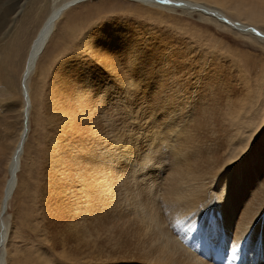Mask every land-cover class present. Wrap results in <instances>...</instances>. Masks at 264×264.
<instances>
[{"label": "bare ground", "instance_id": "6f19581e", "mask_svg": "<svg viewBox=\"0 0 264 264\" xmlns=\"http://www.w3.org/2000/svg\"><path fill=\"white\" fill-rule=\"evenodd\" d=\"M85 1L89 0L52 3L28 47L20 82L22 127L8 162V178L0 200V264H6L5 216L17 189V177L30 131L33 101L28 82L62 13ZM132 1L215 15L221 22L264 40V30L231 18L221 6L199 0ZM213 1L219 4L223 0ZM95 54L99 53L95 51ZM91 59V62L84 63L79 57L73 58L76 61L73 64L80 65H75L76 69L74 65L70 67V79L64 82L67 91L62 105L63 111L68 110L70 115V137L68 143L56 145L52 162L56 161L57 165L50 170V174L56 175L54 170L62 164V158L67 157V163L61 165L60 170L66 168L67 176L70 172V183L59 185L54 177L53 186L57 189L50 190L60 201L54 200L59 202L61 213L68 212L64 218L69 219L75 210L83 217L78 223L72 219V223L69 222V228L73 226L74 230L66 242L72 252H68V257L73 259L66 264H213L210 259L199 255L204 247L212 253L218 248L227 251L232 264L238 259L243 264H264V225L261 232V227L257 226V220L264 215V143L257 140L253 145L261 121L254 122L249 113H244L247 106L244 100L220 99L196 108L195 99L191 97L188 103L192 109L185 111L181 108V100L176 101L177 106L168 105L178 97L171 98L166 92L173 86L171 83H164L165 86L161 87L153 80L158 94L152 99L159 109L167 108L161 119L166 126H160V115L156 116L158 110L155 111L157 105H154V112L148 111L150 116L138 109L130 110L131 115L142 114L137 119L135 116V120L140 119L138 131L130 130V127L128 133L125 129L121 134L116 132L112 151L95 129L97 122L94 120L104 114L112 100L121 98L122 93L140 94L141 86L127 81L124 92H120L115 89L118 88L116 84H111L112 79L98 69L111 63L99 59V66L94 69L95 61ZM65 63L67 60L59 68ZM75 92L81 94V100L89 110H76L74 103L79 99ZM93 95H97V99L89 106L85 101ZM81 118L93 122L91 129L78 124ZM143 119H148L147 127L141 122ZM248 121L249 126H243ZM22 142L23 149L19 152ZM112 168L122 172L121 179L115 183L106 173L114 172ZM117 183H121L119 187H116ZM41 191L43 193V188ZM251 241L252 248L249 246ZM40 258V264H47L43 255Z\"/></svg>", "mask_w": 264, "mask_h": 264}, {"label": "rangeland", "instance_id": "374dc122", "mask_svg": "<svg viewBox=\"0 0 264 264\" xmlns=\"http://www.w3.org/2000/svg\"><path fill=\"white\" fill-rule=\"evenodd\" d=\"M63 1L0 0V200L8 178V162L22 127L20 82L28 47L51 4ZM199 1L221 6L231 18L264 30V0H223L219 4L213 0ZM217 18L211 14L166 9L132 0H89L62 13L28 82L33 101L30 131L17 177V189L5 216L6 264H40L42 255L47 264H66L73 259L68 257L71 251L66 242L74 230L73 226L69 228V222L72 223V219L78 223L83 217L75 210L69 219L64 218L68 212L61 213L58 209L60 201L50 190L56 188L53 186L54 177L59 185L70 183V172L67 176L66 168L60 170L61 165L67 163L66 156L54 170L56 175L50 174V170L57 165L56 161L52 162L56 145L68 143L70 137V115L68 110L63 111L62 98L67 91L64 82L70 79V67L74 65L76 69L75 65H80L73 64L76 62L73 58L79 57L84 63L91 62L93 58L94 69L99 66V59L111 63L107 67L100 64L103 69H98L112 79L111 84H116L118 88L115 89L120 92H124L127 81L141 86L140 94L122 93L121 98L112 100L104 114L94 120L97 122L95 129L112 151L116 132L121 134L124 129L126 132L138 131L140 119L135 120V116L137 119V116H142L141 112L144 115L149 110L154 112V105H157L155 111L158 110L156 116L160 115V126H166L161 119L167 108L159 109L153 100L158 94L156 83L160 86L171 83L173 86L166 92L171 98L178 97L168 105H176V101L181 100V108L185 111L192 109L188 103L191 97L195 99L193 104L196 108L220 99L244 100L243 103L247 104L244 113H249L254 122L261 121L253 145L257 140L264 143V40L260 39L263 37L233 28ZM86 51H91V55ZM95 51L99 54L96 55ZM66 60L67 67L59 68ZM75 94L79 99L74 103L76 110H89L84 106L81 94ZM96 97L87 98L85 103L92 106ZM137 109L141 112L129 114L130 110ZM147 120L141 121L145 127ZM78 124L90 128L93 122L81 118ZM245 125L249 126V121ZM164 151L167 153L166 149ZM112 170L114 172L106 173L115 183L121 179L122 172L115 168ZM120 184L117 183L116 187ZM257 222L261 232L264 215Z\"/></svg>", "mask_w": 264, "mask_h": 264}, {"label": "water", "instance_id": "95a60500", "mask_svg": "<svg viewBox=\"0 0 264 264\" xmlns=\"http://www.w3.org/2000/svg\"><path fill=\"white\" fill-rule=\"evenodd\" d=\"M258 34V33H257ZM22 149H23V142H22V145H21V148H20V151L19 152H21L22 151ZM18 162H19V157H18ZM14 176H16V171L14 172ZM10 196H11V194L9 195V198H10ZM6 208H7V205H5V210H6Z\"/></svg>", "mask_w": 264, "mask_h": 264}, {"label": "snow or ice", "instance_id": "6c2138e0", "mask_svg": "<svg viewBox=\"0 0 264 264\" xmlns=\"http://www.w3.org/2000/svg\"><path fill=\"white\" fill-rule=\"evenodd\" d=\"M165 2H167V0H165Z\"/></svg>", "mask_w": 264, "mask_h": 264}]
</instances>
